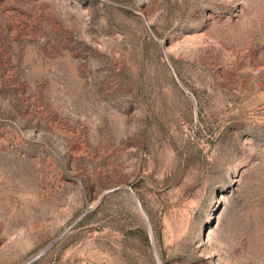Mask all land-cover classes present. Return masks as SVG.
Segmentation results:
<instances>
[{
  "label": "rangeland",
  "instance_id": "rangeland-1",
  "mask_svg": "<svg viewBox=\"0 0 264 264\" xmlns=\"http://www.w3.org/2000/svg\"><path fill=\"white\" fill-rule=\"evenodd\" d=\"M0 264H264V0H0Z\"/></svg>",
  "mask_w": 264,
  "mask_h": 264
},
{
  "label": "water",
  "instance_id": "water-1",
  "mask_svg": "<svg viewBox=\"0 0 264 264\" xmlns=\"http://www.w3.org/2000/svg\"><path fill=\"white\" fill-rule=\"evenodd\" d=\"M133 199H134V201L137 203L136 198L133 197ZM137 205H138V203H137ZM148 231H149V233H150V229H149V227H148ZM149 239H150V235H149Z\"/></svg>",
  "mask_w": 264,
  "mask_h": 264
}]
</instances>
